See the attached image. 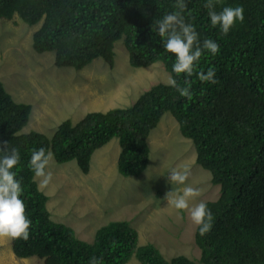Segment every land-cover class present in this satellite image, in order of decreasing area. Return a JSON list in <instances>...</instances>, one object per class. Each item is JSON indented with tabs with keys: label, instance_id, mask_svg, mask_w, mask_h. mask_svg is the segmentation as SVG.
I'll return each instance as SVG.
<instances>
[{
	"label": "trees",
	"instance_id": "trees-1",
	"mask_svg": "<svg viewBox=\"0 0 264 264\" xmlns=\"http://www.w3.org/2000/svg\"><path fill=\"white\" fill-rule=\"evenodd\" d=\"M176 2L0 0V17L39 24L29 46L37 53L53 51L58 68L79 70L96 58L112 67L114 46L121 40L131 66L159 61L181 86L190 79L193 93L189 100L157 83L128 106L88 111L75 124L63 120L48 137L34 130L21 132L32 105L16 102L0 80V144L6 141L9 151L20 153L13 171L32 222L27 241L11 240L16 256L35 255L44 264H89L92 257L103 264H125L132 257L139 264H264V0H219L217 12L224 7L244 9L243 22L237 21L227 35L211 24L207 0H185V23L195 27L201 46L211 39L220 49L215 55L204 50L192 77L172 71L175 55L166 51L164 38L152 27L155 20L177 11ZM209 68H214L217 84L198 79L197 74ZM165 112L193 143L195 160L210 172L211 183L219 186L217 198L204 201L214 216L211 231L202 236L195 228L199 263L184 255L165 259L154 244H138L137 231L127 220L98 227L89 243L50 218L48 197L29 167L33 150L51 151L57 163L75 160L87 173L92 153L116 137L118 172L138 175L149 159L148 134Z\"/></svg>",
	"mask_w": 264,
	"mask_h": 264
},
{
	"label": "rangeland",
	"instance_id": "rangeland-1",
	"mask_svg": "<svg viewBox=\"0 0 264 264\" xmlns=\"http://www.w3.org/2000/svg\"><path fill=\"white\" fill-rule=\"evenodd\" d=\"M16 21L0 17V80L16 102L23 98L33 105L21 132L34 130L50 137L61 121L70 119L75 124L88 111L128 106L152 85L167 84L171 76L159 61L131 66L121 40L115 43L112 67L96 58L79 70L58 68L53 51L37 53L29 46L32 31L39 25ZM47 90L51 92L46 100L39 99ZM157 124L147 137L148 163L138 175L118 172L119 143L113 137L92 153L87 173L80 171L75 160H53L47 169L53 174L52 182L39 189L48 197L50 218L71 227L81 240L91 243L98 227L127 220L137 231L138 244H154L165 259L184 255L199 263L196 225L187 212L168 206L164 197L191 185L201 190V196L190 201L194 205L216 199L219 186L211 183L210 172L196 162L193 143L181 135L173 116L165 112ZM183 165L191 169L189 180L186 185L172 184L168 180L171 170ZM34 178L38 186L40 178ZM7 241L0 239V264H44L35 255L25 259L14 254L21 261H13ZM125 264L139 262L132 257Z\"/></svg>",
	"mask_w": 264,
	"mask_h": 264
},
{
	"label": "clouds",
	"instance_id": "clouds-1",
	"mask_svg": "<svg viewBox=\"0 0 264 264\" xmlns=\"http://www.w3.org/2000/svg\"><path fill=\"white\" fill-rule=\"evenodd\" d=\"M218 2L219 0H207L204 6L209 9L208 15L211 24L214 27L219 26L222 33L227 35L237 21L243 22L244 9L242 6L224 7L222 11L217 12L215 11V4ZM174 7L177 11L155 20L152 27L153 30L158 32L160 37L164 38L166 51L175 55L176 59L172 66V71L177 75L184 74L186 77H192L204 50H208L215 55L220 50L219 45L211 39H205L201 46L199 34L195 27L192 24L185 23L183 16L184 11L187 9L185 0H177ZM197 75L202 82L213 85L218 83L215 78L216 72L214 68H209L206 74L201 71ZM166 83L175 88L181 97L192 99L193 93L190 79L185 78L184 85L181 86L176 79L169 76ZM0 152L4 153L0 156V239L9 240L7 243L13 252L10 257L13 258V261H16L17 258L13 256L15 252L13 251L11 240L23 239L27 241L30 237L29 230L32 222L26 215L25 203L20 198L23 192L21 181L16 178L17 174L13 171L20 162V153L15 148L9 151L8 142L6 141L0 144ZM53 160V153L51 151L46 152L43 147L32 151L29 167L34 172V177L40 178L38 185L40 189L47 187L52 182L53 174L47 169ZM190 176V167L183 165L172 169L168 180L172 184L186 185V181L189 180ZM200 196L201 190L199 188L186 185L182 191L173 190L167 192L164 199L167 200L168 206L177 212H187L190 220L194 225L198 226L200 235L203 236L211 231L214 216L203 201L190 205V201H194ZM177 219H183V217L178 216ZM28 257H25V259ZM17 261H21V259ZM89 264H103V261L92 257Z\"/></svg>",
	"mask_w": 264,
	"mask_h": 264
},
{
	"label": "crops",
	"instance_id": "crops-1",
	"mask_svg": "<svg viewBox=\"0 0 264 264\" xmlns=\"http://www.w3.org/2000/svg\"><path fill=\"white\" fill-rule=\"evenodd\" d=\"M49 95V91L47 90L46 92H41L40 93V96H39V99H43V100H46L47 96ZM25 100H28V99H23L21 98V100L19 102H23V103H29L31 104L30 102H25ZM32 105V104H31ZM33 106V105H32ZM119 152H120V147H119ZM118 152V154H119ZM118 156V155H117Z\"/></svg>",
	"mask_w": 264,
	"mask_h": 264
}]
</instances>
